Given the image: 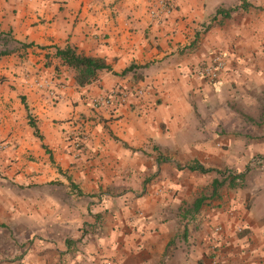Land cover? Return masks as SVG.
Masks as SVG:
<instances>
[{
  "label": "crops",
  "instance_id": "1",
  "mask_svg": "<svg viewBox=\"0 0 264 264\" xmlns=\"http://www.w3.org/2000/svg\"><path fill=\"white\" fill-rule=\"evenodd\" d=\"M150 1L0 0V264H264V0Z\"/></svg>",
  "mask_w": 264,
  "mask_h": 264
},
{
  "label": "built area",
  "instance_id": "2",
  "mask_svg": "<svg viewBox=\"0 0 264 264\" xmlns=\"http://www.w3.org/2000/svg\"><path fill=\"white\" fill-rule=\"evenodd\" d=\"M177 0H151L150 1V16L153 20H162L169 16L176 9ZM226 59L222 53H215L212 55L209 62L198 69V76L206 80L215 81L220 79L221 74L226 69ZM31 86L46 89L49 96L56 97L55 84L48 78H36L34 82L30 83ZM127 95L120 92H112L104 97L94 99V106L99 108L102 106H110L113 102L118 100L124 102ZM82 142L80 139H76V149H80ZM7 149L6 143H0V154ZM218 227L217 230H220ZM243 228L239 227L238 231H242Z\"/></svg>",
  "mask_w": 264,
  "mask_h": 264
},
{
  "label": "trees",
  "instance_id": "3",
  "mask_svg": "<svg viewBox=\"0 0 264 264\" xmlns=\"http://www.w3.org/2000/svg\"><path fill=\"white\" fill-rule=\"evenodd\" d=\"M6 53L7 51H3L0 54ZM57 55L63 60L64 64L74 69L78 85L91 83L97 78L100 71L110 68L104 58L85 55L71 46L64 49L58 48ZM199 169L205 171L203 167L199 166ZM215 184H217V181Z\"/></svg>",
  "mask_w": 264,
  "mask_h": 264
}]
</instances>
